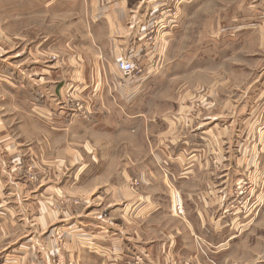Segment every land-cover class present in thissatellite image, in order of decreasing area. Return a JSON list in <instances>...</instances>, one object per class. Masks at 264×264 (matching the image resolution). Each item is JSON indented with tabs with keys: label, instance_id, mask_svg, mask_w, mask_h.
I'll use <instances>...</instances> for the list:
<instances>
[{
	"label": "crops",
	"instance_id": "0c3cea01",
	"mask_svg": "<svg viewBox=\"0 0 264 264\" xmlns=\"http://www.w3.org/2000/svg\"><path fill=\"white\" fill-rule=\"evenodd\" d=\"M198 3L0 0V264H51L40 235L54 225L70 264H264V239L245 242L246 216L229 207L246 174L264 182V16L214 14L205 0L194 17L209 33L183 46ZM151 16L164 26L147 42ZM73 41L87 49L72 66ZM117 52L140 71L123 76ZM254 223L264 230V200ZM22 230L34 256L2 253Z\"/></svg>",
	"mask_w": 264,
	"mask_h": 264
},
{
	"label": "rangeland",
	"instance_id": "374dc122",
	"mask_svg": "<svg viewBox=\"0 0 264 264\" xmlns=\"http://www.w3.org/2000/svg\"><path fill=\"white\" fill-rule=\"evenodd\" d=\"M198 2L199 3L197 5V8L195 9V11H192V9H191V12H193V13H192L190 19H187V20H189L190 24L187 26L186 32L182 36L183 39H181L182 43L185 42L183 44V46L184 45L185 46L191 45V44H193L194 41H197L198 39H202V41H203L204 38L209 33L208 32L206 34L204 26L201 25L203 23L198 20V19H200L203 21L204 17L198 18V19H197V17H194V16H197L198 14L203 15L206 12L205 0H198ZM257 3H259V5H257ZM79 8L81 9V7H79ZM212 8H213L214 14H221V12L225 10V14L230 13V15L231 14L232 15L233 14L234 15L235 14H241V16H243V15L264 16V0H213ZM6 9H8L9 11H12V8H6ZM79 10L77 8H75L73 11L77 12ZM85 14L87 15V11L85 12ZM56 17H58V16H54V18H53V27H52L53 41H54V43H58L59 47H60V45L62 43L61 42V40H62L61 35L65 34L63 36H66V37H68V35H66V33H67L66 31L65 32L59 31L60 28H59L58 23L56 22L58 18H56ZM63 18L65 20L69 19V22L67 23V25H69V26H72L77 22V19L73 15L63 16ZM5 24H9L11 26L12 19L6 18ZM226 25L227 24L223 25L224 29H226V27H227ZM241 25L243 26V25H251V24H241ZM263 25H264V23H263ZM221 28H222V25H221ZM71 33L72 34H77V33L81 34L82 37H80V40H83L85 42V39H84V37H85L84 33L85 32L83 30H75L74 29V30H71V32L69 34H71ZM199 37H201V38H199ZM58 39L60 40V42ZM6 40H7V38H6ZM198 41H200V40H198ZM69 46H70V48L74 49L73 51H70V53H69V59H70L69 64L72 65V62H74V60L77 59V52L80 51L81 53L84 54V50H86L87 48H86L85 44L82 43L81 45H79V42H75V41L70 42ZM89 52L91 54H93L94 51H92V49L89 48ZM262 56H263V54H262ZM258 57L261 58V55H259ZM8 58H10L12 60L11 55ZM52 60H53V62L56 61L59 63L61 62V60H63L61 54L59 53V49L57 50L56 48H54ZM134 65L139 67L138 64H134ZM260 68L261 67L257 68V74L260 73ZM247 71L250 72V70H247ZM72 90H73V88L71 86L69 88V94H70L69 95V99H70L69 100V107L74 108L76 110V104H80L83 108H82V110L77 109V112L84 115L86 112H88L87 104L83 103V102H77L76 99L73 98L74 96H73ZM73 100H75V101H73ZM200 109H203V106L199 103V101L198 102L195 101L192 103L191 112H198ZM126 153L122 155L123 159H128V152H126ZM245 176L246 177L243 179L248 181L249 178H248L247 174ZM243 179H241V180H243ZM251 180H252V182L258 183V181L255 179L253 180V178H251ZM236 184L237 183H235V185H234V190L236 189L235 188ZM261 186H262L261 190L263 191L261 194H263V195L259 194V202L264 200V188H263L264 182L261 184ZM259 189L260 188L256 186L253 192H255L257 195V193L260 191ZM253 192H252V194H253ZM252 199H253V195H250L249 198H245V200H244L245 201V207L243 209H240V210H235L237 213L239 211V214L246 216L245 217V228H244L245 242H258L259 238H260V241L262 239H264V230L263 229L259 230V227H257L255 229V227H254V224H255L254 223V217L257 216L256 208L258 207V205L257 206L253 205L251 202ZM235 202L236 201L231 202L230 207L237 209V207L234 206ZM237 206L240 207V204L238 203ZM93 209H98V208H96L94 206ZM170 211H171V198H170ZM231 211H234V210L230 209L229 213H231ZM61 232L62 231H60V229H57V226L54 225V227L52 228V231L50 232L51 233L50 237H48V234H49L48 231H45L43 234L40 235V238L45 236V239L47 242L53 243L52 253H51V256H52L51 257V264H70L69 260L66 257V253L63 251V248H65V245H63V243H65V242H61V236H62V235H60ZM33 236H34V231L28 232L27 230H22L19 232V234L17 236H16V232H15V237L12 238L9 242L4 243L5 248L2 251V253H5V255L12 253L16 257H20V256L22 257L23 256L24 258H28L32 255L34 256V253H32L33 248L28 243L30 241V238H32ZM262 242H264V241H262ZM15 248H17L18 250H14ZM126 260H131V258H128ZM45 263H46L45 261L36 260V261L32 262L31 264H45ZM139 264H141V263L139 262Z\"/></svg>",
	"mask_w": 264,
	"mask_h": 264
},
{
	"label": "built area",
	"instance_id": "2783aa9c",
	"mask_svg": "<svg viewBox=\"0 0 264 264\" xmlns=\"http://www.w3.org/2000/svg\"><path fill=\"white\" fill-rule=\"evenodd\" d=\"M164 25L158 22L156 17H152L147 22L145 27H143L142 31L144 32V36L147 42H153L154 38L156 36L157 30ZM114 62L121 72V74L125 77H132L136 72H139V67L135 66L132 60L124 55H121V53L117 52L114 56ZM82 106L80 104H76V109L82 110ZM249 178V177H248ZM254 180V179H253ZM263 182H252L251 178H249L248 181L245 179L237 182L236 189L234 190L235 193V204L234 206L237 207V209H243L245 207V198H249L250 195H253V199L251 200L252 204L258 207L256 208V211L258 212L259 207L262 205L263 201L259 202V194H261L263 191L261 190ZM259 187L260 191L257 193L253 192L256 186ZM253 192V194H252ZM263 195V194H261ZM240 204V207L237 206V204ZM259 203V204H258ZM232 206V205H231ZM230 207V206H229ZM171 213L175 216H182L184 214V206L182 199L180 198L178 193H173L171 196ZM122 264H139V261L137 258H131V260H125Z\"/></svg>",
	"mask_w": 264,
	"mask_h": 264
}]
</instances>
